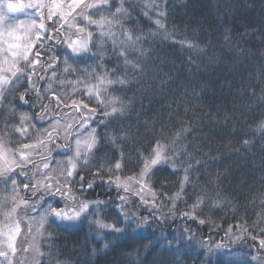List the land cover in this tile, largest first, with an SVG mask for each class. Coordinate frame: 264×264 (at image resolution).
Returning <instances> with one entry per match:
<instances>
[{
    "label": "trees",
    "instance_id": "16d2710c",
    "mask_svg": "<svg viewBox=\"0 0 264 264\" xmlns=\"http://www.w3.org/2000/svg\"><path fill=\"white\" fill-rule=\"evenodd\" d=\"M152 3L161 6L157 10L166 11L164 23L171 35L165 36L162 32L155 36L148 35L149 32L157 31L155 24L143 15L144 12L153 15V9L148 7ZM119 6V0H115L110 11L115 12ZM123 6L129 13L123 20L124 28L136 29L137 34L147 41L143 44L148 52L144 58V75L131 72L123 66L122 60L116 59L110 38H104L102 47H92V52L98 53L96 57L85 55L78 65L81 68L91 66V71L100 63L103 68L115 70L114 74L109 71L111 78L127 74L131 81L107 90L109 98H120L129 105V109L124 117L112 122L107 128L92 124L96 128L99 144L104 146L109 157L115 154L119 159L123 152L129 158L131 163L128 168L118 173L123 179L138 173L143 166L142 163L137 164V149L145 152L159 140L168 149V157L174 159L178 167L193 166L190 179L196 185L197 193L201 187L212 192L219 184L223 206H205L197 210L195 221L181 216L180 213L196 200L192 187H188L183 194L184 199L176 202V209L172 212L169 211L172 202L165 196H159L163 203L159 206L160 211L154 213L156 219H153L149 215L151 209L141 205L136 196L128 195L124 211L137 217H148L152 221L143 232L129 229L119 239L108 230L98 233L95 226H90L89 222L97 219L91 213L88 219L74 227L63 228L49 222L45 225V237L50 232L53 238H37L39 252L44 255L30 252L26 259L25 255L19 259L15 257L16 264L21 261L36 264L37 260L40 264H129L127 254L136 255L137 252L143 264H256L251 260L253 255H258L261 258L259 264H264V251L259 250V240L264 238L260 235V230L264 229V223H261L264 219V138L255 131L264 119L261 114L264 112V100L260 99L264 97V0H126ZM100 15L108 16L109 11L103 10L93 15V19H99ZM155 18L153 15V20ZM74 23H79V20ZM89 30L99 45L95 27ZM66 32L67 29L61 30V36ZM113 32L118 34L120 29L113 28ZM178 41H187L197 47H181L179 43H174ZM44 47L51 48V52L43 54L44 49L39 45L35 48L42 52V62L57 54L63 59L64 45L56 46L46 41ZM189 60L196 67L189 64ZM63 67L61 64L60 69H57L58 75ZM96 71L101 72V68H96ZM39 74L44 75L43 72ZM60 78L65 81L76 79L75 76ZM46 86V81L37 82L41 90ZM24 91V87H19L18 91L6 94L7 98L0 101V126L5 123L9 127L19 126L21 114L33 115L29 106L16 103V98ZM253 92L255 95H252ZM72 93L71 84L66 83L64 87L57 88V95L67 96L69 101L84 99L82 95L74 96ZM30 103L37 105L35 111L39 115L40 102L34 99ZM43 103L47 106L48 117L43 121H31L35 126L33 139L24 140L23 143L32 144L37 143V138L46 139L41 135L46 131L53 132V135L58 132L63 136L62 129L54 130L51 127L50 119L52 116H61L63 119L60 123L64 124L70 109H58L55 100L44 99ZM91 106L95 107V102ZM100 111L98 109L97 121L103 119ZM72 119L79 120L80 117L73 115ZM112 136L119 137L115 145L109 143L108 137ZM125 136L128 139H123ZM9 138L13 141L18 139L16 136ZM244 141L250 142L247 147ZM57 143L62 144L63 141ZM19 146L12 143L8 147L14 150ZM113 147L116 148L115 153ZM48 149H51L50 158H54L53 162L65 159L63 155H57L59 149L48 145L40 149L39 154H34L33 163L42 168L41 156L49 155ZM174 153L180 155L177 157ZM92 163L95 165L96 161ZM29 170L31 174L36 168L30 165ZM183 175L182 168L172 174L171 168L165 166L162 171L152 175L149 184L153 192H164L170 197L179 191ZM84 176L86 181H94L97 187L83 194L75 193L80 199L107 202L124 195L122 191L118 193L114 188L104 187L90 172L85 171ZM75 179L79 181V176ZM79 187V183H76L75 188ZM7 195H11L10 185L0 184V197ZM19 195L29 194L21 191ZM20 212H27L34 217L33 227H39V210L32 213V209L27 208ZM99 218L105 223L124 226L115 204H106L99 209ZM200 219L209 223L200 225ZM229 225L233 226V237L243 238L236 240L226 237ZM236 225H240V228ZM254 225L255 231L252 230ZM23 226L26 229V225ZM185 229H190V233L185 232ZM243 229H247V232ZM181 233L186 239L178 252L169 253L160 247L165 243V238L171 240ZM98 235L102 238L97 239ZM189 236L190 242L187 239ZM252 236L256 239L253 240ZM209 237L213 245L220 243L224 247L214 248L209 253L201 244ZM48 244L53 247H47ZM146 245L154 246L145 249Z\"/></svg>",
    "mask_w": 264,
    "mask_h": 264
},
{
    "label": "snow or ice",
    "instance_id": "6c2138e0",
    "mask_svg": "<svg viewBox=\"0 0 264 264\" xmlns=\"http://www.w3.org/2000/svg\"><path fill=\"white\" fill-rule=\"evenodd\" d=\"M114 2L115 0H94V2H89V0H51V2H45V0H26V2L25 0H16V2L0 0V57H2L0 59V101L7 98L6 94L14 93L19 90V87H24L25 91L16 98V103L20 106L27 105L33 110L31 117L27 114L19 116V126L9 127L7 123L0 126V184L11 187V195L0 197V217H2L0 220V264H14V258L18 252L23 253L25 259L30 252L43 256L44 254L39 252L37 238L45 237L47 232L45 225L49 222L58 227H74L88 219L91 213L97 216V219L90 221V226H95L98 233L108 230L119 239L125 236L129 229L133 232H143L152 221L148 217H137L135 214L130 215L124 211L128 195L136 196L141 205L146 209H151L149 215L153 219H156L154 213L160 211L159 206L163 203L158 198L159 196H165L172 202V208L169 209L172 212L176 209V202L184 199L183 194L188 187H192L196 200L186 211L180 213L181 216L195 221L197 210L205 206H223V194L219 190V184L212 192L201 187L197 193L196 185L190 179L193 166L183 167L181 165L178 167L176 161L168 157V149L159 140H156L154 146L145 149L147 155L137 149V164L142 163L143 166L138 173L123 179L118 173H122L128 168L131 163L129 158L123 152L120 153L119 159L115 154L109 157L104 146L99 144L96 128L92 127V124L97 123V126L107 128L112 122L124 117L129 109V105L120 98L115 96L109 98L107 90L115 85L124 86L131 81L127 74L123 77L111 78L109 71L114 74L115 70L103 68L100 63H97L96 68H101V72H97L96 68H92L90 71L91 66L79 67V62L88 54L91 57H96L98 53L92 52V47H102L104 38L112 40L116 59L122 60L123 66L133 73L144 75V58L148 55L143 47V44L147 42L145 37L138 35L136 29H125L123 26V20L129 16L123 6L126 0H119L120 6L116 8L115 12H111ZM148 7L153 9V15L156 18L153 20V15H149L148 12H144L143 15L152 21L157 29L156 32H149L148 35L155 36L161 32L165 36L171 35L167 32L164 23L167 18L166 11L157 10L161 6L156 3H152ZM103 10H108L109 15H100L99 19H93V15L100 14ZM9 13H23L26 19H18L16 16H10ZM77 20L79 23H74ZM93 26L100 39L99 45L93 38V32L89 30ZM49 27L52 28L51 32H49ZM113 28H119L120 32L118 34L113 32ZM63 29H67V32L61 36ZM117 35L120 37L119 40H117ZM44 40L52 45H64L63 59L57 54L42 62V52L35 51V48L37 41H40L39 47L44 49L43 54L51 52V48L44 47ZM174 43H179L181 47L189 49L197 47L187 41ZM100 59L103 60L102 54H100ZM70 61L74 63H70ZM188 63L196 67L191 60ZM61 64L64 67L58 75L57 69H60ZM40 72H43L44 75H40ZM49 73H51L50 76ZM60 76H75L76 79L65 81ZM21 81L24 83L21 84ZM38 81H46L47 86L41 90L40 87H37ZM66 83L71 84L74 96L82 95L84 99L69 101L67 96L57 95V88L64 87ZM252 95H255V92ZM34 99L40 102L41 112L39 115L35 111L37 105L30 103ZM44 99L55 100L58 109H70L66 114L67 120L64 124L60 123V120L63 119L61 116H52L50 119L51 127L54 130L62 129L64 134L61 137L58 132L53 135V132L46 131L41 133L46 139L37 138V143H23L24 140L33 139L32 132L35 130V126L31 121H43L48 117L47 106L43 103ZM260 99L264 100V97ZM93 102H95V107L91 106ZM98 109L101 110L99 114L103 117L99 121L96 120ZM261 114L264 116V112ZM73 115L79 116L80 119L73 120ZM67 121H71V123ZM255 131L261 133L264 138V119L260 121ZM179 135L178 133L177 136L179 137ZM10 136H16L18 139L13 141L9 138ZM118 139L117 136L108 137L109 143L113 145ZM123 139H128V137L125 136ZM60 140L63 141L62 144L57 143ZM12 143L20 146L10 150L8 146ZM249 143V141H244V146L247 147ZM48 145L59 149L57 155L65 157L63 162L54 161L56 165L64 164V167L59 169L61 173L59 178L53 176L56 169L50 167L54 160V158H50L51 149H48L49 155L41 156L42 168L33 163L34 154H39V150L47 148ZM112 150L115 153L116 148L113 147ZM101 152H103L102 155ZM69 153L72 154L69 155ZM173 155L178 157L180 154L174 153ZM93 160L96 161L95 165L92 163ZM196 163L200 164L199 161ZM30 165L36 168V171L31 174ZM165 166L171 168L172 174L181 171V168L184 172L179 183V191L170 197H167L164 192L160 194L153 192L149 184L152 175L162 171ZM85 171L90 172L94 179L98 178L104 187L114 188L118 193L122 191L124 195H118L117 200L107 202L80 199L75 193L83 194L86 191H93L97 187L94 181H86ZM77 176H79V181L75 179ZM33 180L36 182L33 183ZM76 183H79V188H75ZM21 185H23L22 188ZM21 191L29 195L20 196L19 192ZM106 204H115L122 217L123 227H118L115 223H105L99 218V209ZM27 208H31L32 213H37L39 210V227L34 229V217L27 212L21 214L20 210ZM198 223L204 225L209 221L200 219ZM261 223H264V219L261 220ZM22 224L26 225V230L22 229ZM236 227L240 228V225H236ZM255 229L254 225L252 230L255 231ZM190 231V229H185V232L190 233ZM232 231L233 226L229 225L225 236L236 240L243 238V236L233 237ZM243 231L247 232V229H243ZM260 235L264 236V229L260 230ZM45 238L52 239V233L48 232ZM101 238V236H97V239ZM251 238L256 239L255 236ZM185 239L184 233H181L179 237L174 236L171 240L165 238V243L160 247L169 253H175L179 251L180 245L184 243ZM187 239L189 242L191 241L190 236ZM201 244L209 253L214 248L224 247L220 243L213 245L211 237L201 241ZM151 246L154 245H146L145 249ZM47 247L51 248L53 245L48 244ZM105 247L108 245L105 244ZM259 250L264 251V238L259 240ZM127 256L129 264H143L138 252L136 255L128 253ZM260 259L258 255H253L251 258L256 264H259ZM20 264H25V261H21ZM36 264H40V261L37 260ZM232 264H236V262H232ZM241 264H250V262H241Z\"/></svg>",
    "mask_w": 264,
    "mask_h": 264
},
{
    "label": "rangeland",
    "instance_id": "374dc122",
    "mask_svg": "<svg viewBox=\"0 0 264 264\" xmlns=\"http://www.w3.org/2000/svg\"><path fill=\"white\" fill-rule=\"evenodd\" d=\"M13 2H16V0H13ZM25 2H26V0H25ZM45 2H51V0H45ZM28 11H31V10H28ZM9 15L10 16H16L18 19H21V20H23V19H26V17H25V15L23 14V13H9ZM97 31V30H96ZM49 32H50V27H49ZM95 34V33H94ZM96 35V34H95ZM73 38H75V37H73ZM97 38L99 39V37H98V34H97ZM46 42V40H44L43 41V43H45ZM40 44V41H37V46ZM36 51V50H35ZM0 59H2V57H0ZM73 149H74V146H73ZM64 160V159H63ZM63 160H62V162H63ZM52 166V168L53 169H56V171L53 173V176H55L56 178H59L60 177V175H61V173L59 172V169L60 168H63L64 167V164L63 163H61L60 165H56L55 164V162H53V164H51L50 165V167ZM22 229H24V226L22 225ZM24 230H26V229H24ZM20 245H19V238H18V247H19ZM26 246V245H25ZM21 256L23 257L24 256V254L23 253H18L17 254V256H16V259H19V258H21ZM28 258V257H27ZM16 259H14V264H16L17 262V260Z\"/></svg>",
    "mask_w": 264,
    "mask_h": 264
}]
</instances>
